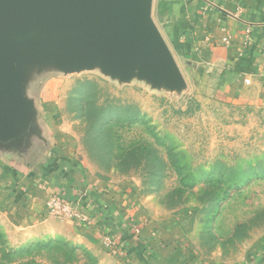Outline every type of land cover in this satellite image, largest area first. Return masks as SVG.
I'll use <instances>...</instances> for the list:
<instances>
[{
  "label": "rangeland",
  "instance_id": "374dc122",
  "mask_svg": "<svg viewBox=\"0 0 264 264\" xmlns=\"http://www.w3.org/2000/svg\"><path fill=\"white\" fill-rule=\"evenodd\" d=\"M179 63L180 90L45 67L29 95L52 122L53 151L97 183L134 187L142 215L131 228L169 232L204 264H245L264 244V109ZM50 216L72 227L25 239L0 214V264H131L94 224Z\"/></svg>",
  "mask_w": 264,
  "mask_h": 264
},
{
  "label": "crops",
  "instance_id": "0c3cea01",
  "mask_svg": "<svg viewBox=\"0 0 264 264\" xmlns=\"http://www.w3.org/2000/svg\"><path fill=\"white\" fill-rule=\"evenodd\" d=\"M151 17L182 73L180 61L217 79L216 88L229 90L231 99L243 98L264 109V0H152ZM247 49L250 71L237 73L234 65ZM45 119L51 136L52 122ZM50 136L49 147L37 142L23 160L0 155V214L19 219L14 224L20 223L25 239L58 236L65 225L72 227L69 221L56 224L47 211L49 196L60 193L96 214V223L87 229L99 238L111 235L131 264H204L169 232L151 225L138 234L130 231L142 215L134 187L104 186L89 179L80 164L52 150ZM262 243L245 264H264Z\"/></svg>",
  "mask_w": 264,
  "mask_h": 264
},
{
  "label": "water",
  "instance_id": "95a60500",
  "mask_svg": "<svg viewBox=\"0 0 264 264\" xmlns=\"http://www.w3.org/2000/svg\"><path fill=\"white\" fill-rule=\"evenodd\" d=\"M151 9L152 0H0V155L23 160L37 142L49 147L29 95L40 68H99L152 88H183Z\"/></svg>",
  "mask_w": 264,
  "mask_h": 264
},
{
  "label": "built area",
  "instance_id": "2783aa9c",
  "mask_svg": "<svg viewBox=\"0 0 264 264\" xmlns=\"http://www.w3.org/2000/svg\"><path fill=\"white\" fill-rule=\"evenodd\" d=\"M248 83V80H245ZM46 208L50 215L58 217H68L70 220H75L81 226H90L96 223V214H93L86 208L73 205L67 198H64L60 193H52L46 201ZM130 231L137 233L139 228H129ZM106 246L113 250L118 248V243L109 234L101 236ZM119 249V248H118ZM119 254L124 253L122 250L117 251ZM116 253V252H115Z\"/></svg>",
  "mask_w": 264,
  "mask_h": 264
},
{
  "label": "trees",
  "instance_id": "16d2710c",
  "mask_svg": "<svg viewBox=\"0 0 264 264\" xmlns=\"http://www.w3.org/2000/svg\"><path fill=\"white\" fill-rule=\"evenodd\" d=\"M249 66H250V51L247 49L237 59V62L234 65V71L237 73L249 72L250 71Z\"/></svg>",
  "mask_w": 264,
  "mask_h": 264
}]
</instances>
